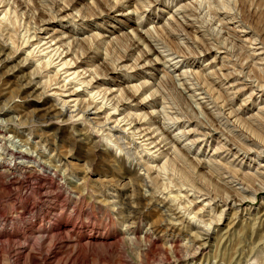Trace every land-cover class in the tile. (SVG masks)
<instances>
[{
	"label": "rangeland",
	"instance_id": "1",
	"mask_svg": "<svg viewBox=\"0 0 264 264\" xmlns=\"http://www.w3.org/2000/svg\"><path fill=\"white\" fill-rule=\"evenodd\" d=\"M17 1L29 10L15 8L5 19L0 14V40L10 50L22 46L14 59L8 51L0 63V264H264V94L255 88L264 85V0H134L138 15L134 8L105 7L112 0L102 8L99 0L80 1L62 15H55L51 0L11 5ZM192 3H202L190 18L199 32L190 28L185 36L174 26L175 43L187 55L178 60L162 43V27L173 18L189 22L183 7ZM41 7L55 15V38L71 37L87 53L97 50L98 59L86 68L106 79L103 89L117 95L147 85L139 100L123 95L127 108L117 118L131 114L135 121L146 114L144 126L164 132L162 152L172 147L168 171L159 169L167 158L130 128L102 129L98 123L106 114L91 110L72 124L67 119L74 109L68 117L60 113L64 101L74 99L55 85L60 76L47 69L49 58L31 54L37 48L32 40L23 46ZM219 20L229 23L230 35ZM148 31L158 43V53L147 57L152 68L136 62L141 50L131 51L128 41ZM26 58L31 63L23 66ZM102 59L117 71L109 67L106 77ZM28 78L33 81L26 88ZM88 94L79 100L87 103ZM143 101L144 109L130 106ZM222 102L229 106L222 109ZM230 110L239 121L227 120ZM235 124H253L257 138H245L244 125ZM201 192L215 201L201 203ZM232 195L244 203L228 204L230 209L216 203Z\"/></svg>",
	"mask_w": 264,
	"mask_h": 264
},
{
	"label": "bare ground",
	"instance_id": "2",
	"mask_svg": "<svg viewBox=\"0 0 264 264\" xmlns=\"http://www.w3.org/2000/svg\"><path fill=\"white\" fill-rule=\"evenodd\" d=\"M11 1L12 0H0V9L1 10L3 9L0 14H3L4 15L3 16L4 19H5V17L9 16L11 14L12 10H14L15 8H17V9H15L14 12H17L19 10V13H22V14L26 13V11L29 10L30 5L27 2L17 1V4L15 2H13V5H11ZM80 1L83 2V1H86V0H73V2L71 0H63V3L62 4H57L54 0H51V2H52V8H54V7L57 8V12L55 13V15L58 14V13H60L61 15H62V13L65 14L68 10H70V11L76 10V8H75V7H77L76 4H78ZM109 1L111 2V0H109ZM109 1L108 0H99V2H97L96 4L99 3L98 4V7L102 8V6L103 5L104 6L107 5L109 3ZM112 1H113V3L111 2L112 3L111 4L112 8H111V6H109V4H108V6H105V7H108V8L110 7V9H115V10L120 9V8L121 9H128V8L132 9V8H134L133 14H137V15L139 13L138 12L139 11L138 9L141 8L140 7V8L137 9V4L138 3H137V1H134V0H112ZM149 1H150L151 4H155L157 2L160 3V0H149ZM104 2H106V3H104ZM70 3H72V5ZM135 5H136V7H135ZM201 7H202V3H196V4H193L192 3V5H187V6L183 7L184 17L185 18H188V21H189L186 24H183L182 22H179L178 20L176 22L175 21L176 18H173L172 23H170V27H172L173 29H171L170 27H165V26L162 27L163 34L165 35V42L163 41L162 43H164L172 51V54L171 55H175V59H178L179 60V59H183V58L185 59L187 57V55H186L185 50L183 49V47L181 46V48H180L179 44H176L175 43V40L173 38L175 36L174 35L175 34L174 33L175 27L179 28L183 32V34L185 36L187 34H189L187 32V29H190V28L192 29V31L194 33L199 32V30L196 27H194L195 24H194V26H192L193 23L191 22V19L190 18L196 17L198 15L197 14V10L199 8H201ZM103 9H104V7H103ZM22 14H20V15H22ZM14 15H16V13ZM55 15L50 16L49 13L47 12V10L45 9V7H41L39 9V15H38V19H37V22L38 23H37V26L34 29L35 31H34L33 35L31 37H29L30 39L28 41L26 40L24 42L25 44L24 45L22 44V45L23 46H27L30 43V41L32 40V43H33L32 44V49H33V47L34 48L37 47V48L34 49L33 51H30L31 54L32 55H36V56H41L42 58H46V59L49 58L48 61H47V63H46L47 64V69H49V68H55L56 76H60L59 77V82L56 81L57 83L56 84L54 83V84L55 85H60L61 84L62 85L61 88L62 89H65L64 92L68 94V95H66V97L68 99H74V100H71V101L70 100L64 101V104H63L62 109L60 110V113L62 115H66V117H68L67 115L69 114V111H70L69 109H74V111H71L70 114H72V115H74L73 113H77V114L74 115V116L70 115V117H68L69 119H67V121H72V124L81 121L82 118L85 119L86 115H88L91 112V110H93L95 112L94 114L96 116L98 114H100V115L106 114V117L103 119V122H99L98 123V125L100 127H102L101 125H104L105 127L108 126L110 128L109 130H120L122 132L126 131V128H130V130L132 131V134H136L134 136H137L140 139L145 140L146 142H149V145L152 146L153 150H155V152L159 156L162 155L165 158H167L169 156V154L172 152V147L169 148L168 150L162 152V149L164 147L161 148V144H163L165 142H168V140H167L168 137L164 134V132H162V134L160 136H159L158 133L156 134V132L159 129H157V130H155V131L152 132L151 129L146 128V126H144V124L146 125L148 123V121H147V118L148 117L146 116V114L145 115H140V117H138V120H135V121H134V118L132 116H130L131 114H128L129 117L127 118V120H123L121 118H117L119 116L120 112L126 111V108H127L126 107V104H128V102H126L125 100L122 99L123 95L125 94V96L127 95V96L130 97V98H128L126 96L125 97L126 100H133V101L139 100L141 98L137 99L138 94L141 91L142 92L143 91H146L147 85H143V86H141L139 88H137V87L136 88H132L133 93H128V94L126 92L123 93L122 91L121 92L118 91V94L115 95V93H113L111 91H108L106 89H103L102 88V85H99V84H100V82H103L104 83V81H106V79H99L100 73H98L97 70H95L93 72V71L88 70L86 68L88 66H91L90 63H89V60L98 59L97 58V53H96L97 50L96 51L93 50L90 53H87V50H85L83 47H80V46H82L81 44L74 43V41L73 42H70L69 39L71 37L70 38H67V37L64 36L63 38H60V37L59 38H55V36L52 35V33L50 31V28L52 27V24H54V22L52 20L54 19V16ZM81 19H83V18H81ZM223 20H219V22H222V26H223L221 30L225 31V33H227V34L230 35V33L228 31L226 32V28H225L227 26V24H229V23L224 24L225 22ZM236 23H239V22H236ZM193 28H196L197 30H194ZM156 30H159V29H156ZM149 32L150 31H148L147 35H143V37L142 36L139 37L137 34L136 35H132L131 36V39L128 40V41H129V44L131 45V51H135V50L140 51L141 50L140 51L141 54L137 58L136 62L137 63L142 62L148 68H152L150 66V61H148V58L147 57L150 56V55L154 56L155 54L158 53L157 52V50H158V43L156 42V40L154 39V37H152V36L149 35ZM61 37H62V35H61ZM99 37L100 36H96V37H92V38H95L96 41H98L101 38V37L100 38ZM124 37H126V39H127L130 36L128 37V36L125 35ZM65 38H67V39H65ZM56 39H59V41H57ZM34 41H35V43H34ZM75 41L78 42L77 39H75ZM253 41H256V39H253L252 40V42H251L252 44H253ZM259 43H260V41H259ZM13 45H14V43H13ZM28 46L30 47V45H28ZM15 47L12 46L11 49H13V48L14 49L13 50H10L9 46H7V44H4L3 41L0 40V63L4 62V59H2V58L5 57L6 52L10 51V53H11L10 56L13 57L12 59L15 58L14 56H17L18 55V52H21L20 50H21V47L22 46L21 47H16V48ZM90 48H91V46H90ZM51 49H52V51H50ZM79 50H82L83 52H80ZM218 50H220V49H218ZM258 50H260V49H257V51H253V52H258ZM48 51H50V52H48ZM44 52H46V53H44ZM252 55L254 57H256V58H257V56H259V55H255V54H252ZM124 57L120 58V60L121 59L123 60V59H126L127 58V57L126 58H124ZM171 57H173V56H171ZM6 59H5V61H6ZM24 60L25 61H23V63H22L23 66H26L28 62H29L28 64L31 63V59H29V58H26ZM261 60H264V59H261ZM118 62H120V61H118ZM168 62H169V60H168ZM158 64L159 63H157V65ZM111 65L108 64V62H106V60H104V59L101 60V64L99 66H102L103 67L106 77L111 74L110 73V68H109V67H111ZM47 69H46V71H47ZM111 69H112V73L113 74L117 71V69H115L114 67L113 68L111 67ZM132 69H134V65H133V68ZM21 71H23V70H21ZM62 72H63V75L61 74ZM263 73H264V70H263ZM118 76H120V71H118V75L115 78H117ZM33 78H28V83H26V88L31 85V81H33ZM223 78H224V76H223ZM69 79L72 80L71 82L68 83L69 85L83 87L84 88V91L79 92V88L78 87L75 88L74 86H73V89L72 88L71 89L69 88L67 90L68 84H66V82ZM109 80H112V79H109ZM252 84L255 85L254 82H252ZM186 85L188 86V84H186ZM52 86H50V88ZM255 88H256L257 92L259 91L258 94H264V85H261L260 84V85L256 86ZM47 90H49V88ZM186 90H188V89H186ZM256 90H254V91H256ZM254 91L251 93V97L250 98H252L254 96V93H255ZM83 92H86L87 94L88 93H91V97L89 96V99H88V102L87 103L85 102V100H83V101L82 100H79V96H81L80 94H82ZM216 100H215V102H216ZM218 100H217V102H218ZM144 101L141 103V105H132L131 104L130 106H133L136 109H144V103H145ZM72 103L74 104V106H71L70 105ZM228 104H227V106H229ZM216 105H217V103H216ZM227 106H226V103L225 104L223 103L222 106H221V108L224 109ZM76 117H77V120H73V118H76ZM49 119H52V118H49ZM228 119H230L229 121H231L232 119H235V121H239L240 120V118L238 117V114H237V111L236 110H230V113L227 116V120ZM121 121L124 124H119ZM62 122H64V121H62ZM140 122L142 124H140ZM217 125L221 126V124H217ZM235 125L238 128L242 129V130L244 128L246 129V132L245 133L248 136L245 134L246 135L245 138L246 137L247 138L249 137V139L250 138H253L254 139V137H255V139L257 138L256 136H254L255 135L254 133L252 134V130L254 129V125L253 124H248V126H247V124H235ZM243 125H244V128H242ZM260 125L263 126L264 124H260ZM102 129H103V127H102ZM98 133L101 134V132H98ZM167 146H168V144L166 145V147ZM16 155H17V153H13V156L14 157H16ZM153 157H155V156H153ZM245 157L246 158H249V156L247 154H246ZM194 161H196L197 167H199L201 169L207 168V165L205 163L201 164V161H197V160H194ZM169 162H173V160L170 161L167 158L166 162H164V165H162L161 167L159 166L160 167L159 169H161L162 171H168L166 169V166L169 165L168 164ZM146 167H147V165H146ZM146 170H147V168H146ZM153 171H154V168H152L151 170L149 168L150 174ZM212 175H213V173H212ZM236 175H238V174H236ZM236 179L238 181V178H236ZM241 181L242 180H240L239 182H241ZM202 193L203 192H201V194ZM197 195H199V194H197ZM211 196H212L211 194L206 193V194H202L201 196H199V197L197 196V197L200 198V199H203L202 202H201V203H203V202L208 201V200L212 202V200H214V198H216V197H211ZM234 197L235 196L232 195L231 197L229 196L227 198H220V199H223V200H221V202H220V200H218L216 203H218L219 205H222V207H226V208L229 207V209L231 207L228 204H232L233 203L234 205L235 204L237 205V203H241V204L244 203V200H240V199L237 200L236 197H235L236 200H234ZM196 201H193V202H196ZM213 203H215V202H213ZM209 204H211V203H209ZM233 204H232V206H233ZM222 215H223V211H221L220 217H219V221L217 223H219V222H221L223 220ZM192 255H193V253H192Z\"/></svg>",
	"mask_w": 264,
	"mask_h": 264
}]
</instances>
